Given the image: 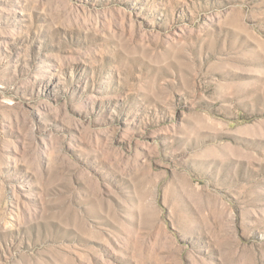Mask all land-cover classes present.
I'll return each instance as SVG.
<instances>
[{"label": "rangeland", "instance_id": "obj_1", "mask_svg": "<svg viewBox=\"0 0 264 264\" xmlns=\"http://www.w3.org/2000/svg\"><path fill=\"white\" fill-rule=\"evenodd\" d=\"M0 264H264V0H0Z\"/></svg>", "mask_w": 264, "mask_h": 264}]
</instances>
